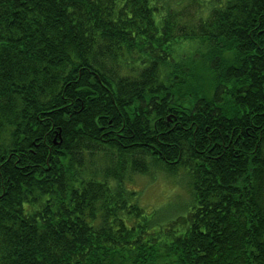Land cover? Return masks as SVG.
<instances>
[{"label":"trees","instance_id":"16d2710c","mask_svg":"<svg viewBox=\"0 0 264 264\" xmlns=\"http://www.w3.org/2000/svg\"><path fill=\"white\" fill-rule=\"evenodd\" d=\"M0 264H264V0H0Z\"/></svg>","mask_w":264,"mask_h":264},{"label":"rangeland","instance_id":"374dc122","mask_svg":"<svg viewBox=\"0 0 264 264\" xmlns=\"http://www.w3.org/2000/svg\"><path fill=\"white\" fill-rule=\"evenodd\" d=\"M127 185L138 192L139 204L153 212L157 223L164 222L173 213H185L192 203L188 175L183 168L134 174Z\"/></svg>","mask_w":264,"mask_h":264}]
</instances>
